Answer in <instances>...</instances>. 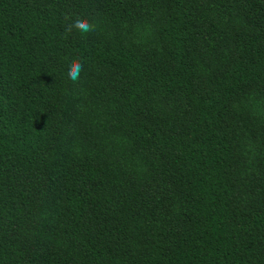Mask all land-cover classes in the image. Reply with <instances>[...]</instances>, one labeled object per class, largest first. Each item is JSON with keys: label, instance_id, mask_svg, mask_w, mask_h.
Wrapping results in <instances>:
<instances>
[{"label": "trees", "instance_id": "trees-1", "mask_svg": "<svg viewBox=\"0 0 264 264\" xmlns=\"http://www.w3.org/2000/svg\"><path fill=\"white\" fill-rule=\"evenodd\" d=\"M0 264H264V0H0Z\"/></svg>", "mask_w": 264, "mask_h": 264}, {"label": "clouds", "instance_id": "clouds-1", "mask_svg": "<svg viewBox=\"0 0 264 264\" xmlns=\"http://www.w3.org/2000/svg\"><path fill=\"white\" fill-rule=\"evenodd\" d=\"M68 19V17H66ZM73 28L81 32L82 34H86L95 30V25L90 23L87 19L77 16L75 20L69 25L68 31H71ZM83 69V64L79 59H73L68 64L67 67V76L73 82H76L80 79V73Z\"/></svg>", "mask_w": 264, "mask_h": 264}]
</instances>
